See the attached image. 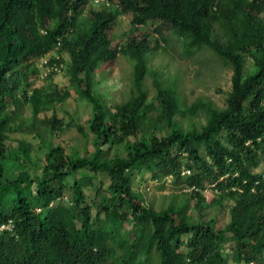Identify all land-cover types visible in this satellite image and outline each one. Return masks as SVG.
<instances>
[{"label": "trees", "instance_id": "16d2710c", "mask_svg": "<svg viewBox=\"0 0 264 264\" xmlns=\"http://www.w3.org/2000/svg\"><path fill=\"white\" fill-rule=\"evenodd\" d=\"M24 1L0 0V264H264V0H145L146 14L119 0L135 21L169 25L184 53L207 50L231 67L223 106L182 105L179 76L148 69L145 42L122 49L131 87L108 102L94 72L116 57L106 35L115 15L83 27L68 16L70 0H33L46 10L27 15ZM58 37L69 55L63 88L35 63ZM75 94L89 106L84 124L55 106ZM73 126L81 142L53 141ZM30 131L36 143L11 140ZM146 172L179 193L157 207L144 201L134 180ZM100 173L106 186L94 182ZM210 208L228 211L223 225Z\"/></svg>", "mask_w": 264, "mask_h": 264}, {"label": "rangeland", "instance_id": "374dc122", "mask_svg": "<svg viewBox=\"0 0 264 264\" xmlns=\"http://www.w3.org/2000/svg\"><path fill=\"white\" fill-rule=\"evenodd\" d=\"M118 24L119 21L117 20L114 27L119 28ZM138 31L134 30V32ZM165 31L168 33V42L164 46L148 52V69L152 67L153 70H158L159 76L162 75L164 79L179 76V80L177 79V83H179L177 92L182 97V105L184 106L199 98L210 100L217 106H223L225 91L230 88L231 67L221 65L217 61L215 62L214 57L207 50H198L192 54L184 53L181 39L176 37L168 27H165ZM151 38L153 39L154 37ZM117 40L118 37L115 41ZM112 64V68L104 66L102 71H100L101 66L99 65L96 69L97 74L94 75L96 88L106 94L108 102L119 101L128 96L131 87L130 76L128 74L132 73L131 69L133 70L131 62L126 57H123V55H118ZM248 64V71H253L254 67L250 60ZM68 76L67 67L64 65V68L60 72L53 74L52 82L58 87L63 88L69 84ZM38 82L41 83L40 80ZM143 82L150 87L148 96H151L154 93L152 76L149 73L146 74ZM55 106L58 114L63 116L65 121L73 119L84 124L85 120L90 116L88 104L84 102V98L76 94L68 97L62 103H56ZM26 109V113H28L29 108L27 107ZM204 115V112L198 113V118L202 122L205 119ZM12 136L11 140H14L16 137H25L33 143L38 141L34 136V131L25 134L14 132ZM81 138L82 134L79 131L77 132L75 126H73L62 131L60 135H55L53 141L66 145L68 143L81 142ZM87 143L90 150L92 145L89 140ZM79 172L91 173L85 168L79 170ZM93 177L95 183H99V180H103V186H106L108 183L106 174H93ZM166 179L167 181L162 186V182L154 180V178L150 177V173L146 172L144 173V179L134 180V188L143 191L144 201L151 200L153 205L157 207L160 203L168 201L170 193H179L178 186L170 182V177ZM205 193L210 197L212 190L207 188ZM190 202L192 204L193 199H190ZM209 211L211 213H218V210L214 208H210ZM218 214L216 224L223 225L228 218V211L221 208Z\"/></svg>", "mask_w": 264, "mask_h": 264}, {"label": "clouds", "instance_id": "9594fccd", "mask_svg": "<svg viewBox=\"0 0 264 264\" xmlns=\"http://www.w3.org/2000/svg\"><path fill=\"white\" fill-rule=\"evenodd\" d=\"M24 2L26 3L27 6L25 13L26 15L29 12H37V11L44 13L46 10V7L39 2L33 0H25ZM133 2L139 11L146 14L148 7L145 0H133ZM103 12H111L115 15L113 20L106 29L107 38L110 40V47L116 50L115 56L117 57L118 55H123V57H126L129 60V62H131V66L133 68V61L130 57L131 55L129 51L125 52L122 51V49L132 43L145 42L147 43L148 48L144 51V57L146 56V65L148 67L147 64L148 52L150 50H155L163 46L164 43L160 40L161 37L160 33L162 32L164 35L168 37V33L165 31V27H168L171 30L170 26L167 24H163L161 20L152 21L150 20V18L146 19L145 21H135L133 19L132 10H123L119 0H70L69 8H68V16L71 19H75L76 21L81 22L83 27H87L91 24H96L100 14ZM117 20L119 21L118 24L119 28L114 27ZM49 24L50 21L48 22L47 25ZM156 26L160 27V31L156 29ZM40 30L41 32L46 31L45 28L43 27ZM134 30H139V31L134 32ZM71 32H72V27L71 26L66 27L65 33L71 34ZM171 32L176 37H179L172 30ZM59 37L57 38L56 44L53 48L46 50L45 53L40 55L35 60L36 65L40 66L41 68L40 71L41 78L49 74H55L60 72L64 68V65H66V67L68 68L67 64L69 61V55L67 52L65 55V52L60 50L61 39ZM117 37L118 40L115 41ZM151 37L154 38L152 39ZM151 42L152 44H150ZM100 66H101L100 71H102L104 66H109L110 68H112L113 64L110 65V64L101 63ZM151 69L153 68L151 67ZM96 74L97 72L95 70L94 75Z\"/></svg>", "mask_w": 264, "mask_h": 264}, {"label": "built area", "instance_id": "2783aa9c", "mask_svg": "<svg viewBox=\"0 0 264 264\" xmlns=\"http://www.w3.org/2000/svg\"><path fill=\"white\" fill-rule=\"evenodd\" d=\"M2 227H5V226H4V225H0V229H1Z\"/></svg>", "mask_w": 264, "mask_h": 264}]
</instances>
